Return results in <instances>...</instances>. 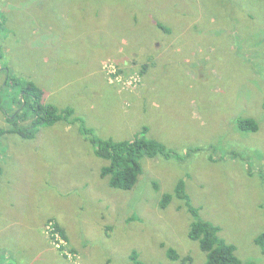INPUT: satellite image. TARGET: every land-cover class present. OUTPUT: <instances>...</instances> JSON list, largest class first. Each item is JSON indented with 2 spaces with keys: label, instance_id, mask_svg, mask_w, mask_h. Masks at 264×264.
I'll list each match as a JSON object with an SVG mask.
<instances>
[{
  "label": "rangeland",
  "instance_id": "rangeland-1",
  "mask_svg": "<svg viewBox=\"0 0 264 264\" xmlns=\"http://www.w3.org/2000/svg\"><path fill=\"white\" fill-rule=\"evenodd\" d=\"M115 70L136 92L111 82ZM27 81L44 88V103L72 111L35 128L30 111L17 119L32 139L10 122ZM1 90L0 244L21 247L15 264H188V255L205 264L189 205L161 204L181 179L242 262L264 264V0H0ZM241 118L258 130H241ZM90 124L98 137L104 127L118 141L156 139L170 156L143 157L136 186L113 187L101 175L109 161L84 135ZM50 215L68 227L77 261L54 250L45 225L54 248L37 231L17 241L36 225L24 219Z\"/></svg>",
  "mask_w": 264,
  "mask_h": 264
},
{
  "label": "trees",
  "instance_id": "trees-1",
  "mask_svg": "<svg viewBox=\"0 0 264 264\" xmlns=\"http://www.w3.org/2000/svg\"><path fill=\"white\" fill-rule=\"evenodd\" d=\"M7 71V70H6ZM118 73L121 74L122 70L118 69ZM10 76H7L4 87H7ZM17 82V81H16ZM21 87L22 101L18 111L11 118L10 122L16 126L13 128L14 132L18 131L25 138L32 139L35 137L34 130L30 128L24 129L17 125V119L23 120L26 114H31L33 118V128L38 125H54L58 121L65 119L66 121L72 114L71 110L59 111L54 105H48L43 102V95L45 94L36 83L27 81L18 83ZM7 88H5L6 90ZM20 92V93H21ZM2 90L0 91V95ZM28 114V115H29ZM78 118V116H77ZM81 120H85L81 117ZM67 125H72L67 122ZM237 125L241 130L244 131H257L258 124L256 121H252L250 118H241L237 121ZM144 127L143 131L146 130ZM84 135L89 138L92 143L96 145V153L99 157L107 159L109 164L104 166L101 171L103 177L109 176L110 184L113 187L131 190L138 183L140 176L144 173V167L142 165L141 159L145 156L156 157L158 155L170 156V151L167 150L166 146L156 139H148L144 135L138 136L133 140H123L118 141L114 138H104L98 137L95 134V130L90 126L84 127ZM213 156V155H211ZM210 156V157H211ZM2 174V168L0 167V176ZM160 184L154 181V186L156 190L160 189ZM178 198L182 200L185 204L189 205V212L193 216V222L191 224L189 236L196 242L199 243L201 250L206 253L207 260L205 264H255L253 261L244 263L238 257L236 252V246L232 243L227 242L224 238L220 236L221 228L211 221H207L201 218L199 215V209L193 206L190 202V197L186 191V179H181L174 188V193H165L162 196L161 204L165 208L173 198ZM50 222H54V226L57 231H59L62 236L68 241L66 246L72 251H76L75 247L72 245L71 238L69 236L66 227H63L56 217H51L45 223L48 225ZM258 242L264 248V234L260 236ZM58 252L63 254L64 248L58 249ZM168 257L178 260L181 259V255L177 248H168ZM136 256L137 254L134 253ZM183 261H188L190 264L192 262L191 255L183 258ZM0 264H15L11 257L4 259L0 257ZM136 264H144L137 261Z\"/></svg>",
  "mask_w": 264,
  "mask_h": 264
},
{
  "label": "crops",
  "instance_id": "crops-1",
  "mask_svg": "<svg viewBox=\"0 0 264 264\" xmlns=\"http://www.w3.org/2000/svg\"><path fill=\"white\" fill-rule=\"evenodd\" d=\"M101 83H103V84H105V80L104 79H98ZM34 82V81H33ZM34 83H36V82H34ZM37 84V83H36ZM40 88H43L41 85H39V84H37ZM128 89V91H130V93H134V92H136L135 90H133L132 88H127ZM43 90H44V88H43ZM126 91V90H125ZM138 91V90H137ZM44 92H45V90H44ZM129 100L126 98L125 99V102H123V104L122 105H120L119 106V108L120 109H122L124 112H127L128 113V110L131 108V106H132V104H133V102H131V103H129L128 102ZM63 126H65V127H67V128H69V129H72L73 127H72V125H63ZM90 126L97 132V130H96V124H90ZM102 129H103V132L106 134V135H103L104 137H107V138H109V137H111L109 134H112V132H109V130H107V129H105L104 127H102ZM32 170H34V168H32V167H28V171H32ZM2 174H3V172H2ZM2 174H1V176H2ZM1 176H0V178H1ZM16 183H14V185H15ZM15 187H17V185L15 186ZM30 197L31 196H27V197H21V198H17V199H15V200H18V201H20L21 203H23V204H25V205H28L29 203H26V201H28L29 199H30ZM34 197V200H36L35 199V196H33ZM13 203L14 202H12V203H10L9 204V206L7 207L8 209H12L13 208ZM30 216V215H29ZM29 216H28V219L26 218V219H24L25 220V222L24 223H22V225H25V226H28L29 228L32 226V225H34V224H36L32 229H29L26 233H22L21 235L20 234H18V233H16V232H14V233H16V237H17V241H20L21 239H23V238H25V237H27V238H29V239H33V237H35L36 235H35V232L37 231L38 232V234H40L41 236L43 235L44 236V231H43V233L41 232L42 231V229L44 228V225H45V223L48 221V219L49 218H51V217H56V219L60 222V224L63 226V227H66V228H68L66 225H64L63 224V222H62V220H61V218L59 217V216H57V215H50V216H48V217H46V218H44L43 220H41V221H38V222H36L35 220H32L31 218H29ZM1 218L7 223L6 225H9L10 224V220L4 215V214H2L1 215ZM45 237V236H44ZM45 239L48 241V239L45 237ZM0 241H1V237H0ZM46 241V242H47ZM49 242V241H48ZM47 242V243H48ZM49 244V246H51L52 248H54L52 245H51V243L49 242L48 243ZM0 246H2L1 248H0V257H4V259H8V257L10 256L11 257V260H13V262H15L16 261V255L19 253V252H21V247H17V245L15 246V247H12V243H11V241L10 240H6L4 243H1L0 244ZM3 246H7V249H4V247ZM54 250L56 251V252H58V250L56 249V248H54ZM17 253V254H16ZM19 261V264H23V262H22V260H18Z\"/></svg>",
  "mask_w": 264,
  "mask_h": 264
},
{
  "label": "built area",
  "instance_id": "built-area-1",
  "mask_svg": "<svg viewBox=\"0 0 264 264\" xmlns=\"http://www.w3.org/2000/svg\"><path fill=\"white\" fill-rule=\"evenodd\" d=\"M110 77L111 82H118V83H122L123 87L125 86V88H132L133 86V82L131 80L133 79H122V77L117 73V71H113L111 73L108 74ZM113 75L115 78L118 79H113V77L111 76ZM45 233L47 235V237L49 238V240L51 241V243H53V245L58 248H64L63 250V254L66 255V257L68 256L70 258L71 261H77V258H79L78 254L76 253V251H70L66 246H67V240L62 236V234L56 230L55 226H54V222H50L48 225H45Z\"/></svg>",
  "mask_w": 264,
  "mask_h": 264
}]
</instances>
